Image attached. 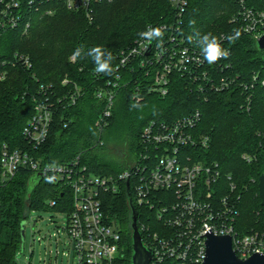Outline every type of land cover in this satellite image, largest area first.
<instances>
[{"label": "trees", "instance_id": "trees-1", "mask_svg": "<svg viewBox=\"0 0 264 264\" xmlns=\"http://www.w3.org/2000/svg\"><path fill=\"white\" fill-rule=\"evenodd\" d=\"M26 2L28 0H22ZM242 0H189L182 16V32L187 38L189 21L203 33L212 32L219 38L234 30L232 17L238 12ZM249 7L262 9L264 0H243ZM46 8L53 14L31 13V27L27 33L11 29L0 34V61L15 52L31 57L33 68H9L5 80H0V156L3 144L12 149L29 150L44 164H61L77 155L100 174H119L130 166V161L142 149L141 133L153 119L173 121L200 111L202 117L196 126L199 136L209 138L208 146L189 148L197 160L219 163L224 175L231 174L241 193L238 230L264 235V206L259 195L258 179L264 172V61L255 36L241 34L222 42L230 49L225 62L229 70L238 74L244 85L254 75L258 82L253 89L250 108L245 106V86L222 92L200 94L187 78L173 74L167 95L151 89L153 77H144L139 68L117 71L121 49L132 45L137 33L147 26L159 27L173 23L176 11L171 0H104L94 5L93 19L84 10H69L62 4L49 3ZM86 49L101 45L112 51L114 72L111 76L94 74L90 58L71 59L78 45ZM121 72L113 109V116L105 129L115 130L123 142L124 157L114 156L101 146L102 132L96 121L105 103L96 98V89ZM65 77L79 85L83 93L76 104L58 103L49 136L37 149L28 144L23 129L35 112V97L41 84H52L57 96L73 90L64 86ZM250 85V84H249ZM135 94V95H134ZM137 103L142 109H132ZM99 150V151H98ZM102 150V151H100ZM254 159L248 162L244 155ZM35 175L31 169L21 167L16 176L7 182L1 180L0 167V264H18L17 255L22 249L21 224L30 220L35 208L70 213L73 209L72 192L54 176H44L29 192V183ZM56 201L51 205L50 201ZM107 219L121 228L124 252L113 264H132L133 238L131 208L125 184L120 192L102 193ZM138 224L152 228L162 227L154 216L150 221L145 208L136 205ZM165 264H170L166 262Z\"/></svg>", "mask_w": 264, "mask_h": 264}, {"label": "built area", "instance_id": "built-area-1", "mask_svg": "<svg viewBox=\"0 0 264 264\" xmlns=\"http://www.w3.org/2000/svg\"><path fill=\"white\" fill-rule=\"evenodd\" d=\"M103 1L0 0V34L11 29H22L27 33L31 27V13L53 14L54 9L46 8L49 3L62 4L69 10H84L92 20L94 5ZM171 2L176 18L173 23L159 26L164 32L160 46L157 47V41L148 43L138 38L119 51L115 69L135 71L139 68L144 77H153L151 89L161 95L169 93L173 74L187 78L200 94L245 86V106L250 108L259 76L254 75L250 85H244L238 74L226 70L230 67V63L225 62L226 58L211 65L204 61L199 49L194 43L187 42L182 32V16L189 0ZM231 22L235 25L234 30L223 34L221 43L241 34L257 38L264 33V8L249 7L242 0ZM223 47L229 56L230 49ZM16 66L33 68L31 57L15 52L10 58L1 60L0 80L7 78L9 68ZM122 78L123 74L119 72L115 79H108L96 89V98L105 103L96 121L99 132L108 126L113 116ZM62 83L64 86L72 84L73 90L57 96L52 84H41L38 97L34 98V115L23 129L25 139L34 149L46 142L56 105H74L83 93L82 88L68 77ZM201 117V112L196 111L173 121L151 120L141 133L142 149L130 161V166L116 175L94 172L80 154L66 163L44 164L29 150L12 149L3 144L1 180L10 181L21 167H27L35 173L54 176L70 189L74 209L67 213L64 232L69 237V255H73L71 264H113L121 255V228L107 219L102 193L120 192L124 184L127 191L128 182L135 207L145 208L150 221L154 216L163 224L159 228L146 223L140 227L138 224L145 246L153 250L150 264H203L209 234L231 236L233 249L241 259L255 253L264 254V235L257 231L243 234L236 226L241 193L232 175H224L219 163L197 160L188 151L192 147L208 146L209 138L197 135L195 130ZM244 158L248 161L253 159L246 154ZM50 204L55 205L56 201L52 200ZM59 254L58 250L55 257L46 258L43 264H60ZM61 264H64V258Z\"/></svg>", "mask_w": 264, "mask_h": 264}, {"label": "rangeland", "instance_id": "rangeland-1", "mask_svg": "<svg viewBox=\"0 0 264 264\" xmlns=\"http://www.w3.org/2000/svg\"><path fill=\"white\" fill-rule=\"evenodd\" d=\"M103 132L101 146L104 150L117 157L122 155L124 143L119 142L118 133L109 129H105ZM67 221L68 214L66 212L42 208L33 209L30 215V223L26 226L22 249L17 255L18 264H43L46 258L55 257L58 250L60 251L59 263L61 264L62 258H64V264H71L73 255H69V237L64 232ZM53 234H57V236H51ZM64 251L67 253L65 256H63ZM123 252L124 247L122 246L121 254Z\"/></svg>", "mask_w": 264, "mask_h": 264}, {"label": "water", "instance_id": "water-1", "mask_svg": "<svg viewBox=\"0 0 264 264\" xmlns=\"http://www.w3.org/2000/svg\"><path fill=\"white\" fill-rule=\"evenodd\" d=\"M259 50L263 52L264 61V33L256 38ZM44 177L42 172H36L29 183V192L36 187L37 183ZM259 195L264 206V172L258 179ZM127 198L131 208V228L133 238L132 264H150L153 257V250L145 246L142 240V232L138 226L139 212L136 209L127 183ZM30 220H25L21 224L22 246L25 238L26 226ZM203 264H264V254L255 253L247 259H241L233 249L232 237L229 235L216 236L209 234L207 238V255Z\"/></svg>", "mask_w": 264, "mask_h": 264}, {"label": "clouds", "instance_id": "clouds-1", "mask_svg": "<svg viewBox=\"0 0 264 264\" xmlns=\"http://www.w3.org/2000/svg\"><path fill=\"white\" fill-rule=\"evenodd\" d=\"M195 20L189 21L190 33L187 35V42L194 43L199 49L203 60L209 65L214 64L222 58H227L228 51L221 44L220 38L212 32L201 33L199 29L195 27ZM138 38L151 43L157 41V47L160 46V42L163 40L164 32L160 27L147 26L145 31L137 33ZM73 59H85L90 58L94 64V74H103L105 76H111L114 72L113 61L115 59L112 51L105 49L101 45H96L86 49L85 45L81 44L76 47L72 53ZM135 95V94H134ZM142 105L133 103L132 109H142Z\"/></svg>", "mask_w": 264, "mask_h": 264}]
</instances>
